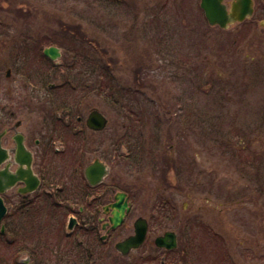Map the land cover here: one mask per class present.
I'll return each instance as SVG.
<instances>
[{"label": "rangeland", "instance_id": "rangeland-1", "mask_svg": "<svg viewBox=\"0 0 264 264\" xmlns=\"http://www.w3.org/2000/svg\"><path fill=\"white\" fill-rule=\"evenodd\" d=\"M198 3L0 0V81L16 86L20 103L30 99L40 110L49 106L50 144L66 149L63 156L50 152L59 167L50 168L52 178L46 176L54 184L41 188L50 191L49 198L25 203L13 221L10 199L5 219L14 231L3 239L18 235L17 226L32 223V231L37 223H67L72 211L79 212L78 197L54 192L55 184H63L61 179H67L66 186L77 184L82 176L73 165L99 157L109 168L103 185L130 194L131 210L111 240L131 233L137 216L148 220V236L131 252L130 263L154 255L145 264H264V1L255 0L254 14L227 28L209 25ZM51 44L60 48L56 59L42 54ZM77 49L88 65L78 62ZM105 61L113 100L107 89L89 90L68 109L58 108L82 82L92 83L97 65ZM7 69L11 78H5ZM67 80L74 84L64 85ZM121 93L125 102L115 103ZM92 107L108 118L103 130L84 128ZM77 115L81 120L74 123ZM63 124L76 134L58 133ZM123 134L139 140V159L126 157L125 144L117 148ZM80 136L83 151L69 164L66 158ZM162 208L172 209L164 219ZM164 230L177 233V246L168 252L153 243ZM117 257L112 264H118ZM18 258L31 264L26 252Z\"/></svg>", "mask_w": 264, "mask_h": 264}, {"label": "flooded vegetation", "instance_id": "flooded-vegetation-1", "mask_svg": "<svg viewBox=\"0 0 264 264\" xmlns=\"http://www.w3.org/2000/svg\"><path fill=\"white\" fill-rule=\"evenodd\" d=\"M224 2L228 4L229 0H224ZM253 2L255 10L257 5L255 4V0H253ZM11 74L12 72L7 69L5 71V78H11ZM4 90L6 95H4ZM14 90L16 91V86L13 87L10 83L3 84L0 81V196L6 204L7 209L9 201L13 200L15 204L12 205L11 208L12 211L17 212L25 203L34 205L36 200L50 197V191L47 189L42 191L41 188L46 186L44 183L48 185L54 184V182H48L47 177L52 178L51 169L55 168L54 171H56L59 164L51 163V159H49L51 147H53V145L50 144L49 121L45 124V119L47 118V116L45 117V113L50 115V111H48L49 106L47 105L48 108H46V106L43 105L40 110L39 106L35 107L34 101L32 102L30 99L29 101L20 103L17 99V94L15 93L16 96L14 95ZM41 111V114L45 117L44 121H42ZM63 125L65 126V124ZM57 132L60 133L63 132V130ZM35 135L37 136L35 137ZM54 151L57 152L58 150L54 148ZM27 160H29V165L26 164ZM85 167L86 165L82 172L83 175H85ZM29 169L32 175L38 178V184L35 189L26 191L24 189L28 186V182L25 179L28 178L27 171ZM10 174L18 178L14 180V183L7 184V176ZM65 180L66 179H61L63 184H59L58 181L56 182V188L53 189L54 192L60 191L65 194L67 193ZM107 185H109V187L107 188L106 186V191L103 189L101 193L92 194L90 195V199L88 192H85V190L79 191L78 189L77 194H73L72 192L67 193L66 196H70L73 200L78 197L75 201L78 203L77 208L79 211H74L75 214L73 215L76 216L77 223L71 230L72 233H68V235L75 237V239L82 244L84 243V239L86 241H92L93 239L99 238V245L102 244L103 246L102 249L99 250L98 261L95 264H105V261H109L111 262L110 264H112V260L116 258V255L120 257H117V261L119 262H116L118 264H135V262L130 263L127 259L133 250L123 255L118 251L113 253L109 247L110 241L112 242L111 244L114 245L118 240L114 239L112 241L111 238L116 234L123 223L116 228H110V224H106L103 227V224L109 220L108 218L112 210L110 204L115 201L116 192L111 184ZM95 189L96 188H93L91 191H95ZM83 194L87 196L84 197ZM84 200L86 203H84ZM56 206L57 205H55V207ZM84 210H88L90 213H87V211L86 213H82ZM101 212L106 214V217L99 216ZM100 230H103V233H100ZM73 233L75 235H73ZM147 234L145 240L148 236ZM159 248L166 252L169 251L163 247ZM153 259H155L154 255L140 256L138 258V260H140L139 264H145L147 261Z\"/></svg>", "mask_w": 264, "mask_h": 264}, {"label": "trees", "instance_id": "trees-1", "mask_svg": "<svg viewBox=\"0 0 264 264\" xmlns=\"http://www.w3.org/2000/svg\"><path fill=\"white\" fill-rule=\"evenodd\" d=\"M70 34L76 36L75 35L76 33H74L73 31H70ZM69 38H70V35H69ZM77 50L78 52H75L76 56H77V53H79V55L81 56L80 58H78L79 60L77 59L78 62H82L84 66L86 64L88 65L90 63V61H88L89 59H87L86 56L83 57L82 56L83 53L79 49ZM92 66H95V62H93ZM92 66H91V70H93ZM83 69L85 72L87 71L86 67ZM95 72H96L95 76H93L92 74L93 76L92 83L86 86L85 82H82V86L78 88L79 92L78 93L75 92L74 94L71 92L70 94L66 95L65 98L68 96V101L65 103V105L58 107V108L68 109L72 105L70 101L74 102V100L76 99L75 101L77 103V101L83 100V96L85 95L84 92H87L89 90H96V93H99V91L101 92L100 89H107V96L113 100V88H112L113 82L111 81L112 79L106 76V74H108V62L105 61V63L103 62L97 65V70ZM69 81L71 83L68 82L67 80L63 84L66 86L74 84L72 83L71 80ZM95 81L98 82V86L95 85ZM75 84H78V83H75ZM51 88L53 87L51 86ZM122 95L123 94L121 93L119 98L118 96H115L114 102L123 104L125 101ZM76 117L77 116L73 117L74 123L78 122L76 120ZM70 126L71 125H65V126L63 125L62 127L65 128L66 130L68 129V133L71 134L70 129H69ZM75 134L76 133H73L71 135L74 136ZM78 139L83 140V138H78ZM116 140L117 141H115V143L118 145L117 148L124 144L127 147L126 157L132 156L134 160H137L140 158L141 153H142V151L140 150L141 144L139 143V140L137 138H133L129 134L128 136L123 134L122 136L117 137ZM81 150H83L82 145L72 144V148L70 150L72 152V156H71L72 161H73L74 156L78 157V155L80 154L79 152H82ZM157 153H159L158 156L161 159H164L166 163L172 162V158H167V155H164L163 151H158ZM152 157L154 158V154H152ZM82 179L83 178H81L80 180L82 182V185L80 187L81 191L85 190V192H88V194H91L92 192L88 190H91L92 187L84 183ZM78 186H80V184ZM106 186L107 188L109 187V185H106ZM73 189L74 188L71 187L69 190H72L73 194L74 193L77 194V191ZM168 210H172V209H169V208L161 209L160 215H159L160 219L162 218L164 219V217L166 216L164 212H168ZM8 222H10V220ZM4 224H5V231L4 233H0V237H2V239H0V264H27L24 260H20L18 258L21 252L28 253V255L30 256L29 263L31 264H95L98 261L97 258L99 256V250H101V248L97 244L98 242L92 243L91 241H84V243L82 244L81 242H78L76 239L70 240L68 238L63 237L60 234L56 238H50L48 234L53 229L52 225L51 224L40 225L38 223L35 226H33L32 231H31L32 223L28 225L27 227L25 225L17 226L16 231L19 233L18 235L11 234L12 236L11 238L3 239L6 237L5 236L6 233H13L14 231V228L12 227L14 223H4ZM45 226H47L48 229L47 228L45 229ZM59 228H61V226H59ZM212 246L214 247H212L211 251L216 252L217 250H214V249L217 247V245L212 244Z\"/></svg>", "mask_w": 264, "mask_h": 264}, {"label": "water", "instance_id": "water-1", "mask_svg": "<svg viewBox=\"0 0 264 264\" xmlns=\"http://www.w3.org/2000/svg\"><path fill=\"white\" fill-rule=\"evenodd\" d=\"M201 7L204 9L205 16L209 24H218L222 28H226L229 24L242 21L244 18L252 14V0H235L232 2L231 12H228L226 5L221 0H201ZM44 53L50 58L55 59L60 55L59 48L56 46H49L44 49ZM86 125L93 130H101L107 123V118L98 109H92L86 118ZM29 165V160L26 161ZM106 165L99 159H94L85 168V176L88 182L92 185L97 184L106 175ZM28 178L25 180L28 182V186L24 190H31L36 187L38 179L33 176L31 170L27 171ZM8 177V183H14L18 177L10 174ZM31 179V181H30ZM112 211L109 216L110 228H115L120 225L129 211V203L126 198V193L119 191L115 194V201L111 203ZM6 212V206L0 197V220ZM75 218L71 217L68 227L71 228L75 224ZM106 225L104 223L103 227ZM134 232L123 239L115 243V248L123 255L127 254L131 249L137 248L145 239L147 232V221L144 217H137L134 222ZM1 231L3 225H1ZM155 244L158 246H164L166 248H172L176 245V234L173 231H165L162 235H158L155 238Z\"/></svg>", "mask_w": 264, "mask_h": 264}]
</instances>
